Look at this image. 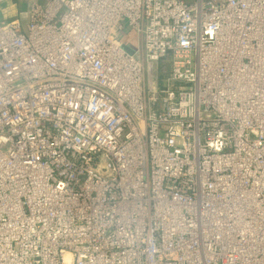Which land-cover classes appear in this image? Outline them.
<instances>
[{
	"label": "built area",
	"instance_id": "1",
	"mask_svg": "<svg viewBox=\"0 0 264 264\" xmlns=\"http://www.w3.org/2000/svg\"><path fill=\"white\" fill-rule=\"evenodd\" d=\"M0 264H264V0L0 21Z\"/></svg>",
	"mask_w": 264,
	"mask_h": 264
},
{
	"label": "crops",
	"instance_id": "2",
	"mask_svg": "<svg viewBox=\"0 0 264 264\" xmlns=\"http://www.w3.org/2000/svg\"><path fill=\"white\" fill-rule=\"evenodd\" d=\"M47 1L48 0H12L0 5V13L4 14L5 20H20L23 24H26L32 4L36 2L44 5Z\"/></svg>",
	"mask_w": 264,
	"mask_h": 264
},
{
	"label": "rangeland",
	"instance_id": "3",
	"mask_svg": "<svg viewBox=\"0 0 264 264\" xmlns=\"http://www.w3.org/2000/svg\"><path fill=\"white\" fill-rule=\"evenodd\" d=\"M25 10H27V9H25ZM2 20H5L4 19V14L3 13H0V21H2ZM127 41L129 42L128 44L131 45V46H133V47H135L136 44H137L136 40L134 39V36H131V35L127 38ZM166 68H168V67H165V69ZM163 70H164V68L161 69V71H163Z\"/></svg>",
	"mask_w": 264,
	"mask_h": 264
},
{
	"label": "trees",
	"instance_id": "4",
	"mask_svg": "<svg viewBox=\"0 0 264 264\" xmlns=\"http://www.w3.org/2000/svg\"><path fill=\"white\" fill-rule=\"evenodd\" d=\"M125 42H127V43H128L127 39L125 40Z\"/></svg>",
	"mask_w": 264,
	"mask_h": 264
}]
</instances>
